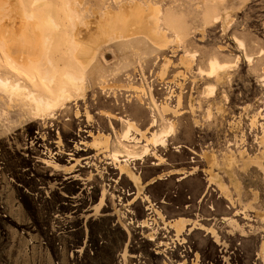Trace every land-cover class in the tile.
<instances>
[{
  "label": "rangeland",
  "instance_id": "rangeland-1",
  "mask_svg": "<svg viewBox=\"0 0 264 264\" xmlns=\"http://www.w3.org/2000/svg\"><path fill=\"white\" fill-rule=\"evenodd\" d=\"M31 1L0 0V34L10 5ZM41 2V19L61 23L38 28L60 75L78 71L74 26L124 3L154 5L166 42L100 32L92 50L109 85L82 65L84 98L72 88L50 116L27 99L42 84L55 95L49 72L13 58L19 33L0 40V77L21 95L0 88V264H264V0ZM212 59L222 74H207ZM129 120L174 131L155 147L136 130L124 137ZM111 151L135 155L139 189Z\"/></svg>",
  "mask_w": 264,
  "mask_h": 264
},
{
  "label": "bare ground",
  "instance_id": "bare-ground-1",
  "mask_svg": "<svg viewBox=\"0 0 264 264\" xmlns=\"http://www.w3.org/2000/svg\"><path fill=\"white\" fill-rule=\"evenodd\" d=\"M137 7L139 8V6H137ZM42 8H43V4H42L41 0H32L30 2V7H26V5L20 6L17 4L10 5V10L14 14V17H13V19L8 21L7 23L5 22L6 28H3L1 30L0 40H2V42L6 45H11L12 44V41H11L12 36L16 32L19 33V35H20L19 43L21 45V49L18 50L16 53H14L13 58L22 67H29L30 66V68L36 66V62L38 60H40L41 61V68L45 69L46 72H49V76H47V79L50 82H54L56 84L55 95H51V89L49 86L42 84V85H40V87L42 88L41 92H37V90H30L29 89L28 94H27V99L33 100L36 103L35 104L36 106L34 105L35 106L34 108H36V112L34 111L33 106L31 107L32 111L34 113H36L35 115H38L37 109L42 108L46 112H51V113H49L51 116L52 110L54 108H56L58 106L63 108L65 106V104H64L65 100H72L73 99L72 88L73 89L75 88V90L77 92H81V93L85 91V89H86V83L85 82L87 80V77H85L84 75L82 76L81 71L85 70L82 68V65L87 66L88 64L89 65L91 64L92 67L90 70V76H91V79L94 81V71H95L96 66L94 67V64L92 65V60L94 58L93 55H94V50H95L94 48H93L94 50H92V45L94 43H97L96 39H97L98 34L100 32H102L105 35L113 34V13L111 12L112 10L108 9V10H106V13L104 15L105 18L103 20L97 21V22L95 20L94 21L90 20V21H86V22L81 23L82 25H78L79 24L78 23L76 26H74L73 30L75 32V37L73 38V40L75 41V44H73V51H71V54H74V56L77 58L75 60H76L77 65H78L77 66L78 71H67L65 73L63 72L64 74L60 75L61 73L59 72L58 65L54 62V59L51 58L50 55H47V53L43 49V45H42L43 38H42V35H41L39 29L41 28V23H40L41 20L44 21L45 25L48 28H51L54 30L61 27V23H59V21L55 20V18L51 15H48L46 17V19H41L40 15L43 14V13H41ZM133 8H135V7H133ZM65 13H67L69 15V11L65 10ZM124 16H126V15H124ZM152 17H153V13H151V16H150L151 19L149 20V24H150L151 28L155 25V22H154ZM138 25H139V23H138ZM120 26L116 25V27H118V28ZM80 27H82V28H80ZM6 29H7V31H9V33L5 32ZM66 33H65V35L67 36ZM152 35L153 34H151V36ZM47 39H49V38L47 37ZM158 40H160L159 37H158ZM102 41H103V39H102ZM153 41H154V39H153ZM30 42H31V44H30ZM98 43H100V42H98ZM168 60L165 61V63H164V65L166 64L165 66H167V63L169 62ZM184 60H186V59H184ZM209 65H210V67L207 71V74L209 76H215V75L223 72V70L227 67L226 64H221L217 60H213V59H212V61H210ZM84 68H86V67H84ZM201 71H203V70H201ZM99 72L102 76L106 74L104 69L97 71V74H99ZM203 72H205V71H203ZM61 76L65 77L68 80V82L70 83V87L64 85L61 82ZM10 83H11V81H10L9 77H7V78H1L0 77V88L2 90H4L7 93L9 91L10 95H16V96L21 97L19 92L12 90V89H7L6 86ZM15 84L17 86L20 85V83L17 81H15ZM46 93H48V94H46ZM23 100H25V102L30 105V102H28L26 99H23ZM86 112H87V110H86ZM156 122H157L156 116L152 115L150 127H152L153 125L155 126ZM150 127L147 128L146 130H141L138 127L137 123L129 120L128 121V127L125 131L124 137L128 138L130 140H136V137H134V136L131 137V135H129L131 130H136V131H139L141 133L140 139H142L144 143H146V144L152 143L155 147L166 146V144H167L166 137L171 136V134L174 131V125H171L168 130H163V131H157V130L151 131ZM147 132H149L150 135H148ZM95 140L99 142V139L97 137H95ZM98 142H97V144H98ZM106 142H107V140H106ZM146 150L148 151L149 148H147ZM111 152H113V153H111L110 156H112L113 159H118L120 157V155L118 154L119 155L118 156L116 153H114V151H111ZM115 152L119 153V151H115ZM153 154L155 155V152H153ZM124 157H126V159L131 160L135 157V155L131 152H127V154ZM157 158L160 160H163V158L160 156ZM207 159H208L209 163H212L213 156L207 154ZM131 179L135 183V185L138 186V189H139L138 184H139L140 177H139L138 173H135L132 170V168H131ZM139 191L140 190H138V192ZM184 223H185L184 221H180V220L177 221L176 222L177 228L182 227L184 225Z\"/></svg>",
  "mask_w": 264,
  "mask_h": 264
},
{
  "label": "crops",
  "instance_id": "crops-1",
  "mask_svg": "<svg viewBox=\"0 0 264 264\" xmlns=\"http://www.w3.org/2000/svg\"><path fill=\"white\" fill-rule=\"evenodd\" d=\"M137 6H139V8ZM133 7H135V8H133ZM110 10H112V9H110ZM111 12L113 13V33H115L117 35H121L123 37H130V36L131 37H135V41L138 42V43L143 41L142 38L138 37L140 34L146 35L152 41L154 39L153 42H155L158 45H161V44L164 45V43L166 42L165 34L163 32L158 31V27H157V25H158V18H157L158 9L154 5H150L148 7V9H145L143 7V5L141 3H139V2H136V3H124L120 10H118V11L112 10ZM151 13H153V17L152 18H153V20L155 22V25L152 28H151V26L149 24V20L151 19L150 18ZM104 15H105V13H104ZM104 15L100 16L99 14L96 13L95 16H94L95 18L93 17L92 21H94V20L96 22L97 21H101V20H103L105 18ZM124 15H126V16H124ZM138 23H139V25H138ZM78 25H82V24H78ZM116 25H119V26L121 25V26L118 28V27H116ZM80 28H82V27H80ZM151 34H153L152 35L153 37L151 36ZM158 37H159L160 40H158ZM93 56H94V58L92 60V65L94 64V67L96 66L95 71H94V81H95V83H97L98 85H100L101 87L104 88L107 85H109V82L107 81V78L109 76H111V74H113V73H110V72L107 71V68H108L107 62H106V64L101 66L100 58L98 56H95V55H93ZM184 59H186V60H184ZM166 60H168V59H166ZM168 63H167V65H168ZM183 63H185L186 65H190L191 64V60L189 58H187V57L186 58L183 57ZM90 66H91V64L90 65L88 64L87 66L85 65L86 68L91 70L92 66L91 67ZM101 69H104L105 72H106V74L103 75V76L100 74V72H99V74H97V71H99ZM220 74H222V73H220ZM120 86H125V85L121 84ZM84 92H82V93L78 92L79 96L84 98ZM140 100H142V99L140 98ZM163 108H164V110L168 109L167 105L163 106ZM107 115H109L111 118H114V119L118 118V120H119V116H117L115 113H108ZM97 142L98 141H96L95 138H94L93 145H97ZM110 158L113 159L112 156H110ZM113 160L120 161L119 164H118V168L120 169L122 174L128 175V177L131 180V168H130V165H129V162H128L129 159L125 158V159H121L120 160V157H119L118 159H113Z\"/></svg>",
  "mask_w": 264,
  "mask_h": 264
}]
</instances>
